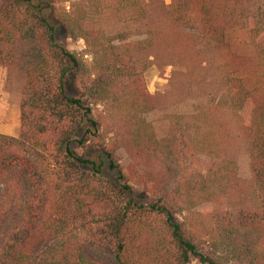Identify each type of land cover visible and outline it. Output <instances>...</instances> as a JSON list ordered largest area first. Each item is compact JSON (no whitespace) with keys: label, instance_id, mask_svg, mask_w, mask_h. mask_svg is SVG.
I'll list each match as a JSON object with an SVG mask.
<instances>
[{"label":"trees","instance_id":"16d2710c","mask_svg":"<svg viewBox=\"0 0 264 264\" xmlns=\"http://www.w3.org/2000/svg\"><path fill=\"white\" fill-rule=\"evenodd\" d=\"M159 1L0 0V68L22 80L20 136L0 134V264H264V0H171L194 62L234 29L254 57L163 138L141 28ZM240 131L249 179L228 151Z\"/></svg>","mask_w":264,"mask_h":264},{"label":"rangeland","instance_id":"374dc122","mask_svg":"<svg viewBox=\"0 0 264 264\" xmlns=\"http://www.w3.org/2000/svg\"><path fill=\"white\" fill-rule=\"evenodd\" d=\"M170 4L171 0H160L150 6V17L141 26L156 31L155 45L146 53L152 61L146 73V85L148 92L155 97L156 109L146 119L154 126L158 138L165 137L168 132L166 116L196 113L201 105L207 103L208 93L220 89L224 75L240 76L249 69L254 57L249 32L234 29L226 33L218 49L204 55L201 64L194 62L191 59L194 55L185 48L191 38L179 35L167 22L165 13ZM57 43L71 52L85 50L82 41L66 40L62 33L58 34ZM2 52L3 46H0V54ZM21 86L19 76L0 68V134L20 136ZM95 116L93 114L92 117ZM235 131L238 132V128ZM240 132V138L230 143L228 151L239 165L240 176L249 179V137ZM120 156L123 163H127L126 157ZM206 164L205 160L201 167L205 168ZM189 264L199 263L192 260Z\"/></svg>","mask_w":264,"mask_h":264},{"label":"crops","instance_id":"0c3cea01","mask_svg":"<svg viewBox=\"0 0 264 264\" xmlns=\"http://www.w3.org/2000/svg\"><path fill=\"white\" fill-rule=\"evenodd\" d=\"M4 135V134H3ZM11 137H13V136H11Z\"/></svg>","mask_w":264,"mask_h":264}]
</instances>
